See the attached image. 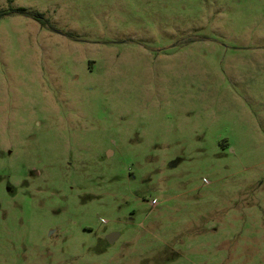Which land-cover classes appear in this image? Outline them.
Returning a JSON list of instances; mask_svg holds the SVG:
<instances>
[{
	"label": "rangeland",
	"instance_id": "1",
	"mask_svg": "<svg viewBox=\"0 0 264 264\" xmlns=\"http://www.w3.org/2000/svg\"><path fill=\"white\" fill-rule=\"evenodd\" d=\"M1 11L0 264H264V0Z\"/></svg>",
	"mask_w": 264,
	"mask_h": 264
},
{
	"label": "trees",
	"instance_id": "2",
	"mask_svg": "<svg viewBox=\"0 0 264 264\" xmlns=\"http://www.w3.org/2000/svg\"><path fill=\"white\" fill-rule=\"evenodd\" d=\"M18 11H19L21 14L26 15V16H28V17H32L33 19L39 21L41 24L46 25V22L42 19V16H40L39 14H33V13H30V12H28L26 9H20V10H18ZM6 15H7V12H3V11H1V12H0V19H1L2 17L6 16Z\"/></svg>",
	"mask_w": 264,
	"mask_h": 264
},
{
	"label": "water",
	"instance_id": "3",
	"mask_svg": "<svg viewBox=\"0 0 264 264\" xmlns=\"http://www.w3.org/2000/svg\"><path fill=\"white\" fill-rule=\"evenodd\" d=\"M108 239L110 242L113 241V236L109 237Z\"/></svg>",
	"mask_w": 264,
	"mask_h": 264
}]
</instances>
